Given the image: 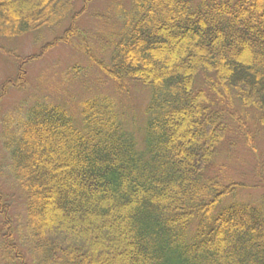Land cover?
Instances as JSON below:
<instances>
[{
    "label": "trees",
    "instance_id": "obj_1",
    "mask_svg": "<svg viewBox=\"0 0 264 264\" xmlns=\"http://www.w3.org/2000/svg\"><path fill=\"white\" fill-rule=\"evenodd\" d=\"M99 1L0 0L1 37L51 35L40 54L74 48L93 34L76 25ZM110 7L107 58L78 47L116 94L145 92L143 121L94 94L77 112L26 99L4 113L0 179L23 214L12 225L0 191V264H264V196L243 202V187L213 171L229 123L246 141L250 121L264 129V0ZM23 71L4 91L24 90Z\"/></svg>",
    "mask_w": 264,
    "mask_h": 264
},
{
    "label": "rangeland",
    "instance_id": "obj_2",
    "mask_svg": "<svg viewBox=\"0 0 264 264\" xmlns=\"http://www.w3.org/2000/svg\"><path fill=\"white\" fill-rule=\"evenodd\" d=\"M105 1L96 2L90 6L76 25L79 31L83 27L92 31L93 34L86 36L91 42L80 36L75 38V41L82 47H87L85 45L87 43L94 51L93 54L90 53V57L94 56L98 59L107 58L101 40L104 39V48L107 47L110 27L116 28V25L112 26L110 5L113 0ZM81 7V1L77 2V9ZM61 31L56 35L60 36ZM1 36L0 34V117L18 107L26 99L31 103L35 99H47L66 105L67 108L77 112L80 102L94 94L115 100L119 109L136 117V126L143 121L145 92L137 88L130 90L129 94H116L112 84L108 83L107 78L99 72L97 67L80 53L78 47L75 51L70 47L58 45L40 54L39 49L44 41L35 43L30 35L6 41L2 39L4 36ZM52 38L48 35L47 41ZM2 50L9 54H4ZM11 55L20 57L21 61L14 62ZM29 56L37 58L31 60L28 59ZM74 67L77 68L73 71ZM19 69L24 70L25 78L22 80L25 84L24 90L17 91L10 87L4 91V83L15 81ZM229 127L231 131L213 171L218 172L222 169L224 177L243 187L238 188L237 199L246 203L256 202L264 196V129L250 121L245 126L251 134V140L247 138V142L242 129L239 128L238 135H233V129L239 127L238 124L229 123ZM6 160L7 156L0 145V172L8 164ZM3 174L4 176L0 179V191L5 201L11 205L8 215L12 225H15L19 214H23V198L13 187L10 176L5 171ZM2 233L0 219V235Z\"/></svg>",
    "mask_w": 264,
    "mask_h": 264
}]
</instances>
